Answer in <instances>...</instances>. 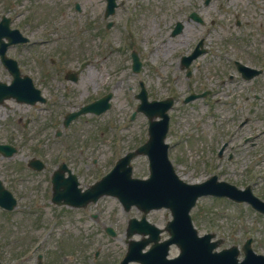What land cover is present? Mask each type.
<instances>
[{
    "label": "rangeland",
    "instance_id": "1",
    "mask_svg": "<svg viewBox=\"0 0 264 264\" xmlns=\"http://www.w3.org/2000/svg\"><path fill=\"white\" fill-rule=\"evenodd\" d=\"M13 1L7 0L1 6V12L14 13L18 8L13 26L20 27L31 38L30 43L14 48L22 55L18 51L13 53L23 57L24 71L33 76L50 100L34 107L26 104L21 107L20 104L18 108L0 109V138L10 137L24 143L13 158L0 155V166L11 169L38 156L45 162V171L33 173L32 179L44 183L46 174L54 171L60 161H66L78 175L81 185L86 187L108 172L118 157L147 139L148 118L139 112L130 120L140 102L135 96L140 90V81H144L150 99L167 96L175 99L170 109L172 125L167 141L170 158L180 176L189 182L209 176V136L212 133L207 102L196 99L183 103L185 96L205 84H195V79L187 78L181 69L177 52L181 46L179 37H172L167 31L171 20L162 18L159 13L151 14L146 4L148 0H140L129 7L120 6L115 16L120 29L105 30L107 23L99 19L100 0H21L26 3L25 7L21 5L23 2H18L17 7ZM76 1L80 2L84 12L75 9ZM142 2V11L129 18L128 27L125 20L129 8L134 11L132 6ZM158 21L163 22L162 27ZM102 28L104 33L98 35ZM131 41L139 48L143 61L139 73L132 69L128 47ZM84 60H88V65L80 79L67 82L66 71L77 68ZM212 64L208 65L207 71L214 74L216 70ZM241 86L235 83L231 92L241 93L246 85ZM109 91L113 93L110 109L99 115L82 114L65 127L66 112L78 110ZM18 116L24 118V127L14 129L11 122ZM27 118L31 121L25 127ZM260 121L253 119L250 125L260 124ZM58 130H61L60 135ZM257 140L262 141L261 138ZM237 166L238 162H233L231 174L235 177H239L235 174ZM147 174V157L134 159V175ZM259 183L264 192V180L260 179ZM46 201L48 205L38 214L5 215L0 212V258L3 262L35 264L37 254L41 252L46 264H116L127 248L125 229L128 219L141 216L136 207L126 211L118 199L111 196L80 211L60 209L51 206L48 198ZM220 201L205 196L193 208V219L200 232H217L225 238L221 247L234 243L241 245L252 236L255 250L264 254V216L254 214V211L242 214L240 210L244 206ZM36 217L43 222L35 226L31 219ZM148 218L163 227L171 214L168 209L155 210ZM107 225L115 228V237L104 231ZM45 229L51 232L48 239L38 251L30 253V247ZM166 236L167 232L163 234ZM134 237L139 238V235ZM96 251H99L98 257H95ZM177 253L178 248L173 246L170 256Z\"/></svg>",
    "mask_w": 264,
    "mask_h": 264
},
{
    "label": "flooded vegetation",
    "instance_id": "2",
    "mask_svg": "<svg viewBox=\"0 0 264 264\" xmlns=\"http://www.w3.org/2000/svg\"><path fill=\"white\" fill-rule=\"evenodd\" d=\"M148 10L167 20L175 16L170 29L172 33L173 25L179 23L176 36L182 53L198 51L201 56H213L221 73L225 69L233 70L228 73V80L221 83L237 78L243 84H250L248 91L238 95H214L218 100L225 99L218 106L220 112L228 117L246 114L248 118L264 114V94L255 91H264V0H149ZM158 22L162 27L163 22ZM238 60L253 70L240 71ZM226 151L227 146H221L218 154L223 156ZM232 155L228 152L229 157ZM5 183L16 189L12 180ZM41 187L34 181L23 184L20 198L29 197Z\"/></svg>",
    "mask_w": 264,
    "mask_h": 264
},
{
    "label": "water",
    "instance_id": "3",
    "mask_svg": "<svg viewBox=\"0 0 264 264\" xmlns=\"http://www.w3.org/2000/svg\"><path fill=\"white\" fill-rule=\"evenodd\" d=\"M26 38H23L25 41ZM141 96L144 100H146V92L142 90ZM111 94L107 95L103 98L100 106L98 107L99 110L105 109L109 106L107 100L110 98ZM144 104L147 102L144 101ZM143 104V107H144ZM152 104V103H151ZM154 104H157L154 102ZM163 106H159V114L164 117L162 123H164V130L163 136L165 135V131L168 129V114L166 110L169 108L171 101L167 102V104L159 103ZM157 104V105H159ZM152 134H155L152 131ZM155 142L151 138L146 144L142 145L139 148V151H145L146 149H154L157 151V155L152 159L151 168H155L153 170V174L149 179H140V178H133L132 175V167L127 166L126 174L122 173V175L118 177H113L115 180L114 182L109 183L108 180L119 171V165L115 167V169L108 175L104 176L102 180L98 181L96 184L91 186V189L88 190L89 196L94 195V199L96 196H99L103 193H114L117 194L120 199L128 203V198L132 195H137V193H141L143 200H149L161 206L162 204H166L172 207L173 214L175 216L172 222H179L180 228L176 231L174 228L173 232L175 234V239L180 243L182 247V254L177 257L176 259L171 260V264H180V262L188 263V264H264L259 263V260L254 262L251 259L243 260L239 263L237 258V251L234 248L228 249L218 253H210V255L206 256V262L202 263L199 261L197 257H195V251L193 249V245H196L198 238L195 236L196 231L193 228L191 217L188 214V211L192 204L195 201L198 191L193 197L192 194L194 192V186L184 183L183 180L179 179L175 174L173 166L171 162L168 160L167 156V144H162V147L158 150L155 147ZM135 153H129V156L126 157L128 160L129 157L133 156ZM125 165V164H124ZM123 165V166H124ZM122 166V167H123ZM75 177V176H74ZM177 184L179 188L176 189ZM183 187V189H181ZM162 188L163 194L156 193V190ZM75 189V188H74ZM84 195L79 193L78 190H70L66 193L68 201L70 199L76 198L78 195ZM141 203H145L144 201L139 200ZM150 230V229H149ZM204 239V238H202ZM232 251H235V255ZM247 258V257H246ZM129 259L128 256L125 261ZM264 262V261H263ZM41 264V263H40Z\"/></svg>",
    "mask_w": 264,
    "mask_h": 264
},
{
    "label": "bare ground",
    "instance_id": "4",
    "mask_svg": "<svg viewBox=\"0 0 264 264\" xmlns=\"http://www.w3.org/2000/svg\"><path fill=\"white\" fill-rule=\"evenodd\" d=\"M16 104H19V103H17V101H10L9 103H7L6 106L10 107V106L16 105Z\"/></svg>",
    "mask_w": 264,
    "mask_h": 264
}]
</instances>
